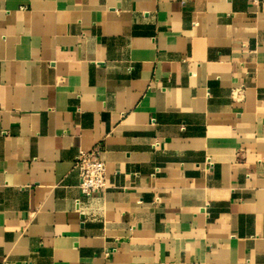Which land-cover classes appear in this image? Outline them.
Here are the masks:
<instances>
[{"label":"crops","instance_id":"crops-1","mask_svg":"<svg viewBox=\"0 0 264 264\" xmlns=\"http://www.w3.org/2000/svg\"><path fill=\"white\" fill-rule=\"evenodd\" d=\"M0 264H264V0H0Z\"/></svg>","mask_w":264,"mask_h":264},{"label":"built area","instance_id":"built-area-1","mask_svg":"<svg viewBox=\"0 0 264 264\" xmlns=\"http://www.w3.org/2000/svg\"><path fill=\"white\" fill-rule=\"evenodd\" d=\"M258 3L259 0H249ZM74 169L79 178V189L87 196L106 188V168L101 158V147L89 151H79L74 161Z\"/></svg>","mask_w":264,"mask_h":264}]
</instances>
